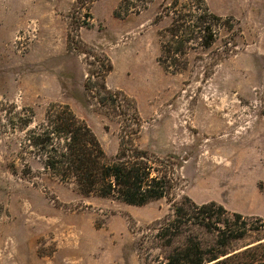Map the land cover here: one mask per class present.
Segmentation results:
<instances>
[{
  "label": "rangeland",
  "instance_id": "374dc122",
  "mask_svg": "<svg viewBox=\"0 0 264 264\" xmlns=\"http://www.w3.org/2000/svg\"><path fill=\"white\" fill-rule=\"evenodd\" d=\"M75 1L0 0V264H163L154 228L183 195L252 216L246 228L264 222V0ZM68 33L107 56L106 87L135 111L121 97L101 107L85 90L94 57L69 48ZM161 43L182 70L159 63ZM51 103L66 104L108 156L132 138L176 178L173 200L85 196L51 175L33 145ZM247 233L235 246L258 236Z\"/></svg>",
  "mask_w": 264,
  "mask_h": 264
},
{
  "label": "trees",
  "instance_id": "16d2710c",
  "mask_svg": "<svg viewBox=\"0 0 264 264\" xmlns=\"http://www.w3.org/2000/svg\"><path fill=\"white\" fill-rule=\"evenodd\" d=\"M93 1L90 0V3ZM210 16L221 20L220 16L212 13ZM84 24L76 25L80 27ZM171 30L173 35L178 32L177 28ZM75 39V35L67 34L69 48L94 57V61L86 62L85 90L97 98L101 107L116 106L121 97L135 111L133 101L124 93L106 87L104 77L111 70L107 56L100 57L89 48L76 47L74 44L79 41ZM164 51L161 43L158 61L163 68L171 73L182 70V67L172 68L167 63L166 57L162 56ZM95 77L97 79H92ZM128 120L134 126L129 135L137 134V114H131ZM41 127L33 145L41 147L44 169L59 181L73 184L80 194L114 198L131 205H143L162 197L171 199L176 178L169 172L158 170L154 165L155 159L145 150L137 148L132 138L125 142L121 136L119 150L114 156H108L87 124L61 103L47 106ZM170 209L171 213L156 223L152 235V242L156 241V247L163 250V264H264V222L261 218H254L259 222L257 227L246 228L245 220L252 216L229 212L214 201L197 204L186 195L173 201ZM198 230L211 237L200 239ZM248 231L257 234L256 239L241 247L235 246L234 242L248 236Z\"/></svg>",
  "mask_w": 264,
  "mask_h": 264
}]
</instances>
